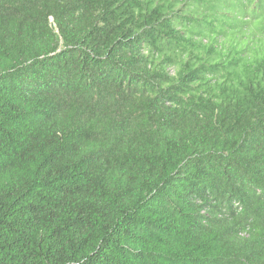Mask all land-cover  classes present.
<instances>
[{
  "label": "trees",
  "instance_id": "obj_1",
  "mask_svg": "<svg viewBox=\"0 0 264 264\" xmlns=\"http://www.w3.org/2000/svg\"><path fill=\"white\" fill-rule=\"evenodd\" d=\"M0 264H264V0H0Z\"/></svg>",
  "mask_w": 264,
  "mask_h": 264
}]
</instances>
